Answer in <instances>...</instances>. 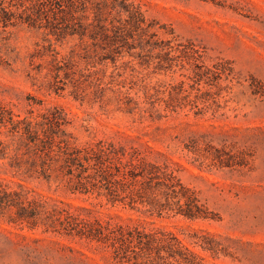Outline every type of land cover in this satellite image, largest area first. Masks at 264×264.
Instances as JSON below:
<instances>
[{
  "label": "rangeland",
  "instance_id": "rangeland-1",
  "mask_svg": "<svg viewBox=\"0 0 264 264\" xmlns=\"http://www.w3.org/2000/svg\"><path fill=\"white\" fill-rule=\"evenodd\" d=\"M125 1L144 21L133 27L124 9L107 7L106 39L0 21V106L14 119L59 111L71 146L100 142L142 158L186 189L166 198L156 187L157 200L184 207L193 198L206 217L157 215L148 203L130 208L26 177L11 166L12 136L0 124V183L35 210L20 220L15 206L0 209V264H121L104 244L47 226L53 209L170 232L200 264H264V0ZM161 255L156 264H178Z\"/></svg>",
  "mask_w": 264,
  "mask_h": 264
},
{
  "label": "trees",
  "instance_id": "trees-1",
  "mask_svg": "<svg viewBox=\"0 0 264 264\" xmlns=\"http://www.w3.org/2000/svg\"><path fill=\"white\" fill-rule=\"evenodd\" d=\"M87 2L88 0H15L11 4L14 10L6 6L0 8V21L3 26L21 22L43 28L58 39L72 35L80 38H108L109 30L114 29L112 21L107 22L105 16L109 12L107 7L124 9L128 23L133 27L144 21L141 12L125 0ZM116 32L118 30L114 35ZM28 112L30 115L14 119L10 110L0 106V124L12 136L11 166L24 176L46 180L54 177L63 180L72 192H96L97 195L106 196L112 203L120 202L130 208L148 203V210L157 215L170 209L190 219L206 217L203 208L193 198L187 197L184 207L179 199L175 206L157 200L152 191L160 186L166 198L178 195L174 190L175 186H178L181 195H184L186 189L177 179L172 182L173 177L170 175L163 174L162 177L165 178L159 180L156 172L143 168L142 158L131 156L124 160L122 149H111L110 145L100 142L94 148L80 149L71 146L62 128L67 121L59 111L36 116H32V110ZM3 151L0 142L1 156L4 155ZM149 165L151 169L157 168L153 164ZM23 201L20 193L5 195V188L0 183L1 210L5 206H15L17 219H31L35 210L31 205H24ZM45 220L47 226L55 231L104 244L111 249L114 261L121 264H156L157 260L163 258L162 251L166 252V258H171L178 264H200L198 256L170 232L149 233L137 228L109 227L98 219L80 218L66 209H53Z\"/></svg>",
  "mask_w": 264,
  "mask_h": 264
}]
</instances>
